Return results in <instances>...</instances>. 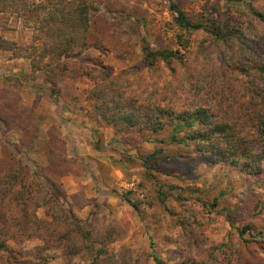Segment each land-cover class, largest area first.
<instances>
[{"label": "trees", "instance_id": "trees-1", "mask_svg": "<svg viewBox=\"0 0 264 264\" xmlns=\"http://www.w3.org/2000/svg\"><path fill=\"white\" fill-rule=\"evenodd\" d=\"M225 1L235 11L221 12L217 3L209 14L189 13L181 2H170L172 21L162 33L151 27L143 0H0V14L16 17L32 32L27 46L0 36V53L27 60L34 72L45 75L54 96L65 81H93L83 90L84 100L92 103L93 121L111 128L129 149L155 145L147 159L161 158L156 169L184 163L189 173L190 163L224 165L239 177L260 180L264 0ZM140 44L144 55L138 68L116 72L106 64L108 56L127 60ZM10 95L0 91V125L11 123L21 138L18 144H0V264H22L24 254L10 245L24 239L39 240L38 251L58 252L61 264L77 259L131 264L126 253L110 249L123 239L118 221L93 233L67 204L62 188L48 179L66 173L72 164L59 132L54 127L43 131L19 98ZM22 149L42 152L46 165L41 172L25 164ZM112 192L141 221L150 218L160 229L167 213L160 191L147 201L131 192ZM238 198L242 200L241 191L227 189L209 196L204 205H221L239 246L206 247L201 233L191 231L179 238L176 264H211L221 248L227 250L224 264H264V217L257 204L229 210L225 204L232 199L239 203ZM151 257L154 264H167L154 251Z\"/></svg>", "mask_w": 264, "mask_h": 264}, {"label": "rangeland", "instance_id": "rangeland-1", "mask_svg": "<svg viewBox=\"0 0 264 264\" xmlns=\"http://www.w3.org/2000/svg\"><path fill=\"white\" fill-rule=\"evenodd\" d=\"M173 1L181 2L189 13L209 14L217 3L221 12L235 11V5L225 0H143V8L155 31H169L172 21L169 4ZM31 33L21 20L0 14V36L13 44L30 45ZM135 35L138 39L139 33ZM142 46L140 44L127 60L108 56L106 64L116 72L138 68L144 55ZM44 77L43 73L34 72L27 60L0 53V91L19 98V104L33 114L43 131L54 127L66 144L72 164L66 173L47 175L48 179L62 188L67 204L93 233L118 221L123 239L111 244L110 249L126 253L131 264H154L152 251L167 264L178 263L181 256L177 243L182 245L179 238L188 236L191 231L201 233L206 247L232 245L237 248L240 238L229 225L221 205L215 209L204 205L209 196L220 191L242 192V200L237 199L239 203L232 199L225 204L229 210L248 209V205L257 204L256 211L264 217V179L239 177L224 165L190 163L192 171L189 173L184 163L177 167L163 163L159 165L167 168L156 169L155 163H161V158L157 162L147 159L148 151L154 150L155 145L145 143L141 150L129 149L119 143L111 128L98 126L93 121L92 103L85 101L83 95V90L93 86V81H65L61 84V93L54 96ZM20 138L21 131L12 128L11 123L0 125V144L2 141L18 144ZM20 156L33 171L41 172L46 165L41 151L22 149ZM112 190L119 194L131 192L133 197L143 201L160 191L166 198L167 209L158 225L160 229L150 218L141 221ZM41 245L37 239H24L10 247L24 254L22 264H61L58 252L38 251L36 247ZM224 250L227 251L221 248L217 252L218 259L211 264H224ZM73 264L85 263L77 259Z\"/></svg>", "mask_w": 264, "mask_h": 264}]
</instances>
